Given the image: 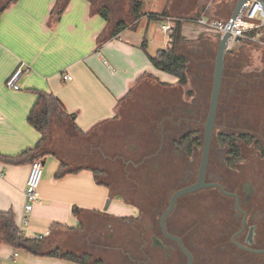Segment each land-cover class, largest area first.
<instances>
[{
	"label": "crops",
	"instance_id": "0c3cea01",
	"mask_svg": "<svg viewBox=\"0 0 264 264\" xmlns=\"http://www.w3.org/2000/svg\"><path fill=\"white\" fill-rule=\"evenodd\" d=\"M6 1L1 0L2 3ZM57 8L58 0H17L0 16V157L16 158L33 149L39 141L40 134L27 122L36 101V91L52 94L63 104L68 118L60 123L66 130L76 133L77 129L91 135L100 125L116 118L119 108L139 83L150 81L180 86L176 78L151 65L148 55L155 53L150 54L148 45L151 42L142 35V30L147 32L151 22L144 17L137 20L134 27L127 26L113 37L111 33L117 22L111 15L108 21L103 20L96 3L68 0L58 20L55 19ZM189 29L184 27L182 33ZM183 37L176 45V51L187 59L186 77L190 86L188 73L192 71L188 57L182 52L185 42L190 39L184 34ZM196 40H204L202 33L197 34ZM144 41L146 52L141 48ZM211 41L216 43L214 39ZM199 50L203 51L202 47ZM209 55V50H205L194 74L189 73L194 82L201 83L199 86L194 84L186 92L195 105H198L197 98L202 102L205 97ZM19 67L27 69L28 73L19 79V91L9 90L5 82ZM63 75H69L71 81H63ZM188 113L192 111L188 109ZM62 146L71 149L66 151L67 154L80 153L72 141ZM47 149L50 154L41 159L40 202L29 214H24L23 209L31 158L25 157L20 164L0 160V211L14 214L16 226L25 237L33 239L42 235L44 253L59 249L81 254L76 247L82 241V232L88 229V223L101 217L121 220L133 211L113 196L107 184L97 183L93 170L98 167L78 160H64L53 148L51 138ZM60 160L70 168L83 170L57 180L54 175ZM108 199L111 202L104 211ZM129 209L130 212L125 213ZM25 218L28 225L23 227ZM0 264L77 263L35 256L1 245Z\"/></svg>",
	"mask_w": 264,
	"mask_h": 264
},
{
	"label": "rangeland",
	"instance_id": "374dc122",
	"mask_svg": "<svg viewBox=\"0 0 264 264\" xmlns=\"http://www.w3.org/2000/svg\"><path fill=\"white\" fill-rule=\"evenodd\" d=\"M135 1L142 0H94V3L99 7H107L112 20L117 23L124 21L132 28L136 24L132 14ZM143 2L142 13H160L166 9L173 17H186L198 13L207 15L209 12L214 13L217 0H143ZM235 4L236 2L233 1L231 12ZM229 12L226 9L222 11L225 14ZM216 17L221 18L220 15ZM159 27L160 23L151 22L147 32L142 30V35L151 42L148 45L151 55L164 48V37ZM187 27L191 29L182 34L187 35L190 40L185 42L182 52L189 59V67L192 71L189 73L194 74L195 67L200 63L205 50H209L210 53L206 67L207 89L202 102L196 99L198 105L190 102L186 92L189 88H193L194 84L199 86L201 83L194 82V78H190L188 73L191 84L190 86L186 84L184 88L159 85L150 81L139 83L132 90L128 100L119 108L116 118L111 122L103 123L87 137H81L75 132L66 130L65 126L57 120L51 126L50 138L56 152L59 151L64 160H78L98 167L104 172L98 179L109 186L114 197L126 204L142 205L147 195L158 192L159 186L156 183L163 176L152 174L147 170L157 162L155 159H150L149 167L142 168L140 161L143 155L152 157L161 144L163 119L170 118L163 124L164 132L173 131L168 133V136H164V146L169 145V138L177 139L188 130H196L201 136L197 152V158L200 157L217 44L211 41L216 39L212 32L192 26ZM199 33H202L204 40H196ZM238 46L233 54H225L224 77L215 118L217 131L215 129L214 136L217 135L218 130H250L264 134V66L260 63L261 58L264 57V49L244 44L241 50ZM200 47L203 51H197ZM242 82L246 84L241 86ZM233 85L236 87V92L231 94L230 89ZM183 100L190 104H186ZM188 109L193 114L188 113ZM67 141H72L80 153L67 154L66 151L71 149L62 146ZM84 153H86V159ZM246 154L247 163L252 164L254 160L249 153ZM168 163L170 169L176 165L177 161L169 160ZM263 163L261 162L260 167H264ZM129 212L130 209L125 211L127 214ZM88 224V229H83L82 241H79L76 247L81 254L86 252L91 255L92 260L101 259L106 264H124L121 257L126 256V253H130L133 257L141 255V252L136 250V244L141 242L138 232L129 229L119 219L101 217ZM151 232L145 235L143 250L155 255L158 251L150 248ZM195 237L197 241L203 243L206 237L204 229H197Z\"/></svg>",
	"mask_w": 264,
	"mask_h": 264
},
{
	"label": "flooded vegetation",
	"instance_id": "af4514ba",
	"mask_svg": "<svg viewBox=\"0 0 264 264\" xmlns=\"http://www.w3.org/2000/svg\"><path fill=\"white\" fill-rule=\"evenodd\" d=\"M235 88L231 86V94L236 92ZM167 120L170 118L161 121V144L152 157L143 155L140 161L142 168L149 167L150 159L157 162L147 170L163 176L156 183L158 192L147 195L142 205L127 203L133 214L120 220L138 232L141 242L136 244V250L141 255L133 257L126 253L121 261L124 264H264V167H260L264 162V134L218 130L214 136L215 126L203 188L177 197L171 205L177 191L199 180L201 154L197 158V152L201 136L195 135L198 145L187 148L178 145L195 131L188 130L177 139L169 138V145L164 146V136L173 132H164L163 124ZM232 141L239 149L240 162L229 154L233 148L228 143ZM246 153L254 160L252 164L247 163ZM169 160L177 161L170 169ZM197 229L205 231L203 243L196 240ZM149 231H152L150 248L158 251L155 255L143 250ZM169 236L178 238L181 244ZM95 261L106 264L101 259Z\"/></svg>",
	"mask_w": 264,
	"mask_h": 264
},
{
	"label": "trees",
	"instance_id": "16d2710c",
	"mask_svg": "<svg viewBox=\"0 0 264 264\" xmlns=\"http://www.w3.org/2000/svg\"><path fill=\"white\" fill-rule=\"evenodd\" d=\"M17 0H8L5 3H2L0 0V16L1 14L11 5L14 4ZM68 0H58V8L55 11V19L58 20L61 14L63 13L66 3ZM89 2H94V0H86ZM233 1L237 0H217L215 2V11L212 14L211 12L207 14H195L186 17H177L185 19V22H179L177 24V28L174 34V42L172 43L170 48L162 49L156 51L153 56L148 55V59L151 65L158 71H161L171 77L177 79L178 84L180 86H185L187 84L186 77V68H187V59L177 53L176 45L182 41L183 34L182 30L184 26H192L198 27L193 20L198 19L203 16L207 19H216L225 21L231 16V10L233 6ZM143 0L135 1L132 7V14L135 21L139 20L141 17H146L147 21L150 22H158L160 23L166 17H173L166 9L162 10L160 13H142L143 8ZM230 11L228 14L222 13L223 9ZM99 15L105 21L109 20L110 12L109 9L105 6H102L98 10ZM220 15L222 18H217L216 16ZM128 25L124 21H119L114 29L112 30L111 36H116L121 31H123ZM254 36V35H253ZM216 40V39H215ZM216 44L218 45L217 41ZM244 44L252 45L257 49H264V35L259 38L258 42L252 41H242L240 42L238 48L243 49ZM141 48L144 52H146V42L144 41L141 45ZM236 48V47H235ZM234 48V49H235ZM234 49L228 51L226 54H233ZM260 63L264 66V57L261 58ZM264 68V67H263ZM264 71V70H263ZM252 80V79H250ZM255 80V79H254ZM36 101L34 106L32 107L28 117V124L36 130L40 134V139L37 142L36 146L33 149L27 150L16 158L8 159L5 157H0V160L11 162L13 164H20L24 162L25 157H30L31 162L35 160H41L46 154H50L47 146L50 140V129L52 122L63 121L68 118V114L63 104L52 94H47L45 92L36 91ZM127 95L126 98H128ZM75 129V128H74ZM76 134L81 137H87L90 134H85L80 130L76 129ZM92 134V133H91ZM197 131L190 132L187 134L178 145L183 147H191L192 145H198L199 140L195 137ZM233 149L229 152L230 155L235 156V161L240 162L242 159L240 157V152L234 141L228 143ZM53 154V153H51ZM56 156L55 154H53ZM82 168H70L64 161L60 160V167L58 171L55 173V179H61L66 175L76 174L81 172ZM95 179L99 184H105L101 182L98 178L103 175L104 172L102 170H93ZM8 245L11 246L14 250H21L27 252L29 254L35 256H49L54 258H60L69 262L77 263V264H101L99 261L92 260L91 255L88 253L75 254L72 252H63L59 249H55L53 251L44 253L43 252V244L42 241H38L36 239H31L25 237L21 231L18 229L15 223L14 214L11 211L4 212L0 211V246Z\"/></svg>",
	"mask_w": 264,
	"mask_h": 264
},
{
	"label": "built area",
	"instance_id": "2783aa9c",
	"mask_svg": "<svg viewBox=\"0 0 264 264\" xmlns=\"http://www.w3.org/2000/svg\"><path fill=\"white\" fill-rule=\"evenodd\" d=\"M179 22H185V19L177 17H166L160 22L159 31L164 37V48H170L174 42V34ZM201 30L212 32L220 38L228 34L226 41V53L233 50L242 41L258 42L259 38L264 35V5L256 0H247L237 15L232 20L228 18L225 21L216 19H207L203 16L193 20ZM254 35V36H253ZM27 69L17 68L6 80L5 87L12 91H19V79L27 74ZM69 75H63V81H71ZM43 177V165L41 160H35L30 163V170L26 180L24 190V214H29L34 206L40 202L39 187ZM28 222L26 218L23 221V227H26ZM23 234V231L19 229ZM34 239L41 241L43 236L39 235Z\"/></svg>",
	"mask_w": 264,
	"mask_h": 264
},
{
	"label": "water",
	"instance_id": "95a60500",
	"mask_svg": "<svg viewBox=\"0 0 264 264\" xmlns=\"http://www.w3.org/2000/svg\"><path fill=\"white\" fill-rule=\"evenodd\" d=\"M246 1L247 0H237L236 1L235 7L230 16L232 20H234L237 17V15L240 13L243 7V4ZM256 1H259L264 5V0H256ZM227 38H228V34H226L222 38H220L219 35H216L218 45H217V51H216L215 60H214V70H213V78H212V89H211V95H210V101H209V109H208L205 123L203 125L204 131H203V139H202L201 161H200V167H199V180L196 184L177 191L172 197L171 205L173 204L174 200L177 197L184 195V194L194 192L196 190H199L203 188L204 186L203 176H204L205 168L207 165L209 150L211 147L212 135H213V131L215 128V117H216V112H217V107H218V100H219V95H220L222 81H223ZM42 165H43V162H42ZM110 202H111V199H108L106 201L104 211L107 210ZM169 237L176 240L179 244H181V241L178 238L171 237V236Z\"/></svg>",
	"mask_w": 264,
	"mask_h": 264
}]
</instances>
